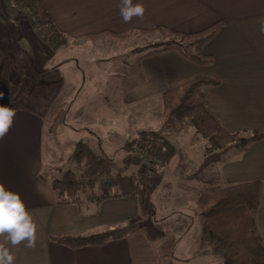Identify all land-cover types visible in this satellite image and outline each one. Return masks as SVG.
Wrapping results in <instances>:
<instances>
[{
  "label": "crops",
  "instance_id": "crops-1",
  "mask_svg": "<svg viewBox=\"0 0 264 264\" xmlns=\"http://www.w3.org/2000/svg\"><path fill=\"white\" fill-rule=\"evenodd\" d=\"M40 1L56 30L65 37L51 60L74 55L75 50L86 45L125 47L127 52L139 55L137 89L146 97L160 96L163 91L197 76L215 78L220 84L205 89V97L208 111L218 124L230 133L264 135V33L260 30L264 0H132L133 5L141 4L145 8V14L143 19L134 17L130 23L122 20L120 0ZM219 21L224 22L223 27L202 48L204 55L213 58L209 66L196 65L175 51L143 59L140 57L144 52L136 51L161 42L165 31L194 34ZM101 57L115 58L105 54ZM0 94V106L12 108L1 88ZM12 109L16 111L13 125L0 140V184L20 195L37 224L35 248L25 247L26 242L12 246L0 236V244L15 256L14 264H167L159 253L160 246L156 248L150 243L143 226L127 238L102 247L70 249L50 242L49 237L89 236L140 223L145 217L140 214L136 196L106 198L98 203L83 199L79 204H56L50 186L40 178L44 170L41 140L46 132L49 134L44 118L25 108ZM132 130L128 126L125 139L128 134L149 129ZM217 170L226 186L261 183L255 223L264 245V138L252 143L246 151L226 152ZM185 177H179L184 189L199 186ZM199 189L193 190L192 203L203 190ZM185 201L187 198L182 196L178 204L182 206ZM165 206L158 207V214L154 212L153 216L171 217L173 213ZM197 214L198 211L182 206V213L174 220L177 225L174 229L178 228L175 234L192 232L191 218ZM170 237L176 242L179 236Z\"/></svg>",
  "mask_w": 264,
  "mask_h": 264
},
{
  "label": "rangeland",
  "instance_id": "rangeland-1",
  "mask_svg": "<svg viewBox=\"0 0 264 264\" xmlns=\"http://www.w3.org/2000/svg\"><path fill=\"white\" fill-rule=\"evenodd\" d=\"M19 14L13 19L0 0V88L8 97L10 107L25 108L42 116L46 131L58 117L55 132H46L41 140L43 175L51 177L57 170L66 169L67 158L78 142L89 144V148L111 160L114 172L131 175L136 167L121 164L129 152L125 142L135 136V133L128 134L125 139L128 126L133 130L138 127L158 130L176 152L167 165L149 169L153 173L151 182L136 196L140 214L145 217L137 225L146 228V235L156 248L171 235L179 236L173 255L164 259L167 264H219L217 253L208 248L198 250L201 217L190 198L194 189L201 190L204 185L197 182L199 186L186 190L179 182V177L194 173L200 166L202 143L191 128L163 125L160 96L140 94L137 89L139 55L127 52L125 47L86 45L75 50L74 55L51 60L57 50L50 55L34 21L25 12ZM164 36L161 41L170 38L166 33ZM102 54L115 58L102 59ZM214 173V169H208L205 174L209 177ZM182 196L187 198L182 206L199 214L191 218L192 232L175 234L178 228L174 229L177 226L174 220L182 213V206L178 204ZM165 204L172 216L154 217L158 207Z\"/></svg>",
  "mask_w": 264,
  "mask_h": 264
},
{
  "label": "trees",
  "instance_id": "trees-1",
  "mask_svg": "<svg viewBox=\"0 0 264 264\" xmlns=\"http://www.w3.org/2000/svg\"><path fill=\"white\" fill-rule=\"evenodd\" d=\"M3 1L13 19L25 12L34 21L50 55L64 42L65 37L56 30L40 0ZM223 25L224 22L219 21L194 34L165 31L169 39L136 51L144 52L140 59L175 51L196 65L209 66L213 58L204 55L202 48ZM219 84L215 78L197 76L163 91L160 95L161 117L164 125L193 129L202 143V162L194 173L185 177L187 181L204 185L195 199L201 217L199 249L208 248L217 253L219 264H264V245L255 223L261 183L254 181L226 186L222 184V176L217 170L226 152L246 151L264 135L256 132L249 135L230 133L218 124L208 111L205 89ZM57 122L58 117L49 127L50 134L55 132ZM125 146H129V152L121 164L136 167L134 175L124 176L114 172L111 160L86 143L78 142L67 158L66 169H59L48 178L40 174V178L48 183L58 205L79 204L83 199L98 203L106 198L138 196L145 191L153 175L152 171H146L142 166L144 153L151 151L156 157L155 170L167 165L176 150L159 131L151 130L138 131L133 139L125 142ZM208 169H214L215 173L208 177L205 174ZM138 228L142 227L129 224L89 236L62 235L48 239L70 249L102 247L111 241L127 238ZM174 244L175 239L168 238L158 249L160 255L170 258Z\"/></svg>",
  "mask_w": 264,
  "mask_h": 264
},
{
  "label": "clouds",
  "instance_id": "clouds-1",
  "mask_svg": "<svg viewBox=\"0 0 264 264\" xmlns=\"http://www.w3.org/2000/svg\"><path fill=\"white\" fill-rule=\"evenodd\" d=\"M119 11L124 23H130L134 17L143 19L145 14V8L141 4L133 5L132 0H120ZM260 30L264 33V19ZM15 116L14 109L0 106V140L10 131ZM0 236L10 241L12 246L24 242L27 248L36 246L37 224L26 210L20 195L6 190L3 184H0ZM14 260L15 256L9 249L0 244V264H14Z\"/></svg>",
  "mask_w": 264,
  "mask_h": 264
},
{
  "label": "built area",
  "instance_id": "built-area-1",
  "mask_svg": "<svg viewBox=\"0 0 264 264\" xmlns=\"http://www.w3.org/2000/svg\"><path fill=\"white\" fill-rule=\"evenodd\" d=\"M142 166H143L144 169H146V171H150L149 169L151 168V166H154L153 169L156 168V166H157V159L151 153V151H149L147 153H144Z\"/></svg>",
  "mask_w": 264,
  "mask_h": 264
}]
</instances>
